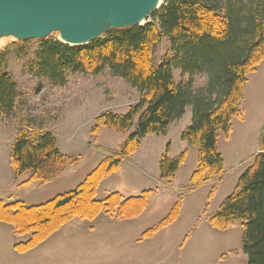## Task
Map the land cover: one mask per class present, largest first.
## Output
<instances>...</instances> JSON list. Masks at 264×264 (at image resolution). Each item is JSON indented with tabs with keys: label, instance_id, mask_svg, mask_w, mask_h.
I'll return each instance as SVG.
<instances>
[{
	"label": "trees",
	"instance_id": "trees-1",
	"mask_svg": "<svg viewBox=\"0 0 264 264\" xmlns=\"http://www.w3.org/2000/svg\"><path fill=\"white\" fill-rule=\"evenodd\" d=\"M143 27L111 30L101 39L83 47H71L58 40H42L28 69L54 87L66 85L69 74L99 76L110 68L140 93V100L124 115L110 112L96 120L93 135L101 128L129 133L125 143L110 153L77 186L37 206L21 200H0V223L11 226L16 235H31L14 246L24 254L47 241L76 218L93 221L107 215L118 221H135L149 209L159 188L138 197L111 193L97 200L101 183L123 168L147 137H165L171 126L192 108V124L181 139L198 149V166L189 192L226 178L225 162L218 150L219 134L230 139L233 121H244L240 110L247 77L264 62V0H164ZM169 39L170 50L156 61L158 47ZM18 59L31 52V42L11 46ZM11 53L0 52V115H11L18 105L19 92L7 71ZM189 76L178 85L174 71ZM204 74L208 84L200 90L193 78ZM166 146L159 162L160 185L171 188L187 151L171 158ZM78 159L63 155L51 132L20 131L11 149L10 164L15 179L30 172L24 183L48 185L65 174ZM214 193V191L211 193ZM180 197L170 213L140 241L150 240L177 222L182 210ZM209 225L226 231L244 224L243 248L248 264H264V133L260 152L240 176L234 193L208 218Z\"/></svg>",
	"mask_w": 264,
	"mask_h": 264
},
{
	"label": "rangeland",
	"instance_id": "rangeland-1",
	"mask_svg": "<svg viewBox=\"0 0 264 264\" xmlns=\"http://www.w3.org/2000/svg\"><path fill=\"white\" fill-rule=\"evenodd\" d=\"M163 4L164 0L160 7ZM150 20L147 19L142 27ZM49 39L62 42L59 34ZM40 41H31V52L23 59L16 58L10 50L18 43L15 39L0 41V52L11 53L7 71L19 92L15 111L8 116L0 115V200H21L27 206L44 204L76 189L106 156L118 151L129 133L101 128L93 135L96 120L107 112L124 115L140 100V93L115 77L110 68L99 76L69 74L63 87H54L47 80L36 77L28 65L35 59ZM169 50V39H165L157 49L156 61L159 63ZM174 77L178 85L189 81V76L179 70L174 71ZM193 79L195 90L208 84L207 75L199 74ZM240 110L244 121H233L230 139L219 134L218 150L224 159L227 176L224 182L188 191L198 166L199 152L188 142L178 145L174 136L178 128L186 131L191 126L192 108H188L171 132L175 157L187 151V160L171 188L160 185L159 163L155 171L151 156L159 147L152 144L146 145L145 152H141L146 156L132 158L99 186L96 199L100 201L111 193L138 197L146 190L160 187L141 218L130 222L114 220L107 215L93 221L76 218L26 254L16 253L14 245L27 242L31 235H16L11 226L0 223V264H38L40 258L44 264H248L243 248L244 224L239 222L226 231H218L207 220L234 193L240 176L260 152L264 133V62L247 77ZM23 130L54 133L60 152L78 159V164L48 185H24L30 172L19 179H15L14 174L10 177L6 170L12 169L11 149ZM8 184L12 185L7 187ZM180 197L183 204L177 222L154 238L140 241L145 232L155 228L170 213ZM112 222L126 228L109 231L106 226Z\"/></svg>",
	"mask_w": 264,
	"mask_h": 264
},
{
	"label": "water",
	"instance_id": "water-1",
	"mask_svg": "<svg viewBox=\"0 0 264 264\" xmlns=\"http://www.w3.org/2000/svg\"><path fill=\"white\" fill-rule=\"evenodd\" d=\"M163 0H0V41L48 40L83 47L111 30L142 27Z\"/></svg>",
	"mask_w": 264,
	"mask_h": 264
},
{
	"label": "crops",
	"instance_id": "crops-1",
	"mask_svg": "<svg viewBox=\"0 0 264 264\" xmlns=\"http://www.w3.org/2000/svg\"><path fill=\"white\" fill-rule=\"evenodd\" d=\"M183 119V118H182ZM181 119V120H182ZM180 121V120H179ZM178 124V121L177 122H175L172 126H171V128H170V130H169V133H168V135L167 136H165V137H154V136H151V137H147L144 141H143V143H142V146H141V149L134 155V156H132V157H130V158H128V159H126L125 161H124V164L126 163V162H128L129 160H131L132 158H137V156L139 157V158H141L142 157V154L145 152L144 151V148H145V146L147 145V146H149V145H154L155 146V148L156 147H159L158 149V152L157 153H155L154 152V155H151L152 157H153V162H154V166H155V171H156V166H157V163H159L160 162V159H161V157H162V155L164 154V151H165V149H166V146L168 145V144H170L171 145V148H170V152H169V154H170V156H171V158H176L175 156H176V153L175 152H173V149H174V140L171 138V132H172V130H173V128L176 126ZM183 132H184V130H182L181 128H178V130L174 133V136H175V141H176V143L179 145V144H181V142H183L182 141V139H181V136H182V134H183ZM143 151V153H141ZM144 155V154H143ZM144 156H146V155H144ZM124 164H123V166H124ZM10 172V177H12L13 178V170L10 168V171H8V170H6V173H9ZM3 175V174H2ZM227 177V176H226ZM226 180V178L222 181V182H224ZM54 182V181H53ZM52 182V183H53ZM175 182V181H174ZM51 183V184H52ZM213 182H211V183H209V184H212ZM174 184V183H173ZM209 184H207V185H209ZM12 184H8L7 185V187H9V186H11ZM206 185V186H207ZM30 186V185H29ZM12 199H10L9 201H11ZM13 200H15V199H13ZM4 201V200H3ZM8 201V202H9ZM4 202H6V201H4ZM8 202H6V203H8ZM115 220V219H114ZM123 222H130V221H123ZM107 228H108V230L109 231H114V230H116V229H123V228H126V226L125 225H117V224H115L114 222H112V223H110V224H108L107 226H106ZM13 229V228H12ZM14 230H12V232H13ZM56 234V233H55ZM15 246V245H14ZM34 250V249H33ZM30 252V251H29ZM17 253V252H16ZM28 253V252H27ZM24 254H26V253H24ZM53 260H55V258L53 257L52 258ZM38 264H44V260H43V258H40L39 259V261H38ZM55 264H56V262H55Z\"/></svg>",
	"mask_w": 264,
	"mask_h": 264
}]
</instances>
